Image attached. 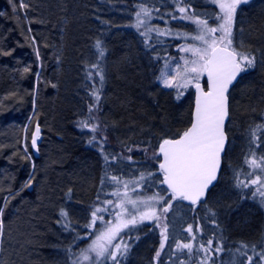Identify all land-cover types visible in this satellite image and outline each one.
<instances>
[{
	"label": "trees",
	"instance_id": "obj_1",
	"mask_svg": "<svg viewBox=\"0 0 264 264\" xmlns=\"http://www.w3.org/2000/svg\"><path fill=\"white\" fill-rule=\"evenodd\" d=\"M263 1L248 8L240 4L233 24L236 31L238 17L248 18L245 25L261 50ZM24 2L28 7L21 9L20 0H0V264H73L81 259L77 258V241L85 246L100 228L99 222L91 228L86 225L93 209L103 205L102 180L112 176L139 179L143 174L140 188L133 191L138 199L156 193L170 198L160 183L157 147L163 138L176 137L187 128L193 94L190 88L177 99L178 91L161 87L157 79L167 57H177L182 46L197 42L192 39L197 26L183 19L179 8L208 19L209 26L219 22V8L212 0ZM140 5L151 14L137 28ZM97 40L102 42L103 57ZM94 64L102 69L103 82L91 67ZM262 74L255 89L248 84L247 93L239 100L243 114L257 112L261 117L258 125H264ZM94 90L99 92L98 103ZM91 105L95 107L90 112ZM85 121L90 127L80 126ZM35 122L43 129L36 156L30 145ZM91 126H97L95 132ZM228 157L227 149L220 177L206 201L194 206L181 199L172 201L166 217L170 239L159 260L155 262L153 254L160 234L157 223L150 220L119 235V241L136 240L135 244L142 245L140 258H131L134 247L126 253L128 259L120 258L121 264H179L181 260L199 264L198 258H205L199 244L209 239L213 248L220 244L223 251L209 253L208 264H248L246 256L237 251L242 243L249 245L246 253L253 256V264H264L255 255L264 250V206L253 197L254 187L236 186L238 179L251 178L246 163L242 160L230 168ZM151 171L159 182L157 189L147 184ZM29 180L30 186L24 187ZM78 203L84 213L79 219ZM162 206L154 205L157 209ZM61 209L68 213L66 218ZM189 225L194 231L197 226L201 229L195 233L192 254L185 250L172 255L176 242H189L190 234L184 231ZM147 238L151 240L148 248L143 243ZM258 243L254 253L251 246Z\"/></svg>",
	"mask_w": 264,
	"mask_h": 264
},
{
	"label": "snow or ice",
	"instance_id": "obj_2",
	"mask_svg": "<svg viewBox=\"0 0 264 264\" xmlns=\"http://www.w3.org/2000/svg\"><path fill=\"white\" fill-rule=\"evenodd\" d=\"M218 5L219 12L216 15L219 24L217 27H210L208 19H201L199 15L189 9L180 7L179 12L183 15V19L191 20L197 26V34L192 37L193 40L199 41L200 45H187L182 47L180 51L191 53L192 58L181 57L183 63H177L175 68L170 71L162 70V76L158 77L166 88L186 89L189 85H194L197 95L195 110L190 127L178 134V138L164 139L159 146V154H162L163 161L159 164V170L163 173L161 184L167 185V192H170V198L165 199L164 196L156 193L146 199H132L129 195V183L120 181L118 177L112 176L111 180L117 184H122L124 191L119 188L112 193L117 197L116 201L105 200V205H111L115 211V223L106 222L104 231L92 241L88 249L82 250L81 260L91 261L93 257L88 255L89 252L95 253V260L101 261V258L111 260L113 264H120V257L124 256L129 250V244L122 239L119 243H113L124 229L135 226L145 220L155 221L160 226V247L156 251V258H159L161 252L165 249L169 242V224L167 222V214L172 209V201L181 199L190 201L195 205L201 202L205 196L209 186L217 179V172L220 168L221 154L225 151V142L227 140L225 132V120L228 117V90L233 81L236 80L239 73L248 68L255 66V57L244 52H240L233 45V24L237 7L240 4H247L248 0H212ZM19 7L25 9L28 5L24 0H20ZM150 10L143 5L139 6L136 12V27L140 28L144 25V17L150 16ZM173 19H176L174 16ZM149 31H159L149 29ZM217 33L220 35L218 36ZM143 34V33H142ZM160 34L168 35V32L161 31ZM96 47L99 49V55L103 57L104 49L100 40L96 41ZM37 55L39 53L37 52ZM97 69L101 82L104 80L102 69L98 64L91 66ZM28 71V69H25ZM89 78L92 73L89 72ZM207 76V90L205 91L200 83L202 76ZM92 95L97 103L99 102V92L94 90ZM183 95L182 91H178L177 99ZM95 105L89 107V111ZM81 127L88 128L90 125L85 121ZM97 126H91L93 132ZM250 143L249 154L245 157V163L252 170L249 173L250 179L237 180V187L250 188L254 187L253 197L259 195L260 203L264 206V155L257 156V149L264 146V125H256L249 129ZM40 136L39 125L36 126L35 132L31 138L33 148L37 146V140ZM95 139V137H93ZM91 143V141H90ZM38 151V149H37ZM155 158V155H154ZM107 160V156H105ZM152 173H148L151 176ZM145 176L141 174L136 182V187H140ZM103 183V180H102ZM31 180L24 187H28ZM71 191V190H69ZM135 191V189H131ZM99 199V197H98ZM163 206L159 211L154 207L155 204ZM128 205L132 206L129 211ZM6 206V204H5ZM143 207L145 211H139ZM108 207H96L91 212V221L86 227H95L97 221L104 220L100 215L102 212H108ZM3 208H0V214ZM214 215V214H213ZM61 216L67 217L68 213L61 209ZM162 217L164 222L161 224ZM215 221L213 220V223ZM3 222L0 220V234H2ZM190 234L189 242H176L175 251L177 253L191 255L195 247L196 232H200L199 226L195 231L192 225L185 229ZM80 238V237H77ZM249 245L242 243L237 249L241 255L246 256L248 264H253V256H247L246 250ZM255 253L256 245H252ZM199 249L205 253V259L201 264H207L211 257L209 253H220L223 248L217 244L213 248V240L209 239L206 244H199ZM241 249L245 250L241 252ZM260 260L264 261V250L255 253ZM81 260L73 261V264H81ZM179 264H185L183 260Z\"/></svg>",
	"mask_w": 264,
	"mask_h": 264
},
{
	"label": "rangeland",
	"instance_id": "obj_3",
	"mask_svg": "<svg viewBox=\"0 0 264 264\" xmlns=\"http://www.w3.org/2000/svg\"><path fill=\"white\" fill-rule=\"evenodd\" d=\"M255 1H259V0H248V3L244 4L245 8H248L251 4L255 3ZM260 3L264 4V1L260 2ZM241 12H243V11H241ZM238 18H239V22L236 25V31L233 30V34H232L233 45L237 48L238 51L244 52L250 56H254L256 62H255L254 67L248 68L245 71H243V76L241 77L240 81L232 88V90L230 91V94H229L230 95V118H229V122L227 124V132H228V136H229V142H228L227 149L229 150V157L227 160L230 164L229 165L230 168L235 166L236 162H240L242 160H243L242 163L245 162V159L243 157L244 156L246 157L250 151V148H249V143H250L249 129L254 128L253 126H255V125H258V123L261 119V117L257 115V112H252L250 114H247V113L243 114L241 111L242 108H240L241 103L239 102V100L242 99V96L245 93H247V90L249 89L248 84L251 85L252 87L254 86L253 88L255 89L256 83L258 82V78L262 77V75H263L262 73L264 72L263 71L264 68L262 69V67L264 66L262 63V60H264V50H261L258 45H255L253 37L251 38V36H250L251 34L249 32L250 31L249 26L247 27L245 25V24H248V21H249L248 18H245L244 15H242L241 17H238ZM219 22L218 23L214 22L212 25H210V27L218 26ZM217 35L219 36L220 34L217 33ZM191 45L199 46L200 42L197 41L196 43L191 44ZM182 47H185V46H182ZM183 54H189V56H185ZM181 57L191 59L192 55H191V53H185V52L179 51V54L177 55V57L176 56L167 57L166 62H164V66L162 67L161 72H160L158 77L162 76V70L170 71L171 69L175 68L177 63L182 64L183 60L181 59ZM201 79H202V77H201ZM157 81H158V84L165 89L182 91L183 92L182 96L188 94L190 91V88H192V85H189L186 89H179V90L176 88H166L163 86L160 79H157ZM258 113H260V112H258ZM243 125L245 128L244 131H243V127H242ZM259 152H260V154L259 155L257 154V156L264 154V146H262L259 149ZM124 157H125V155H124ZM246 169H247V173L252 171L248 167V165H247ZM151 173H152V175L149 176L150 181H148L147 184L154 186V189H157V185L159 184V182H158V180L154 179V177H155L154 172L151 171ZM147 176H148V173H147ZM131 178L132 177H124L122 179L119 178V180L125 181V182H131V183H129V195L132 199H138L137 196L134 194V192L131 191V189L137 190L140 188V187H138V188L136 187V182L139 179H131ZM140 183H142V182H140ZM101 184H102V188H101L102 194H101L100 198L104 195V201L105 200L116 201L117 197L113 196L112 193L115 192L117 190V188H119L121 192L124 191L122 184H117L116 182L112 181L111 177L103 180V183H101ZM253 189L255 190V188H253ZM84 194L86 195L87 192H85ZM159 194H161V193H159ZM85 195H83V197ZM257 197L259 199H261L258 194H257ZM214 204H216V203L214 202ZM96 207H108L109 211L100 213V215H102L104 218L103 222L99 221V220L97 221L100 223V228L95 229L94 234L95 233L96 234L94 236L91 235L92 237L90 236L91 238L86 242V245L83 247L82 246L80 247L81 250L88 249V247H89V245H91L92 241L96 238L97 235H99V232L105 229L107 221H112L113 223H115V211H117V209H114L111 205H105L104 203H103V205L99 204ZM77 208H78L77 209V219H79V217L82 218L84 216V213L82 210H80L79 207H77ZM128 208H129V211L131 212L132 206L128 205ZM142 210H145V209L143 207H141L139 209V211H142ZM157 210L159 211V209H157ZM107 214H110V217L106 218ZM90 221H91V219H90ZM145 221L148 222L150 220H145ZM163 222H164V218L162 217L161 224ZM130 228H132V227H130ZM133 230L134 229H132V231ZM157 231L160 234V226H158V225H157ZM119 240L120 239L118 236L116 238V240L113 241V243L114 244L119 243L120 242ZM160 241H161V235H160V238L158 239V244H157L158 249L160 247ZM124 242H126L130 246L128 252L131 251L135 247L131 258H133V257L137 258L139 256V253L141 250L139 248L142 245H139L138 243L135 244L136 240L134 243H131L128 240L127 241L124 240ZM150 242H151L150 238H147L144 240L143 243L148 248L150 246L149 245ZM256 246L259 248V243L256 244ZM81 252L77 254L78 259L81 258ZM144 254L145 253H143L141 255H144ZM88 255L93 257L92 261H82L80 259L81 263L86 262L87 264H98V262L95 260V253L89 252ZM124 256H126L127 259L129 258L128 257L129 255H127V254H125ZM140 257H138V258H140ZM159 258H156V253L153 254V259L155 262H157L159 260ZM198 261H199V264H201L203 259L198 258ZM105 263L113 264V262L111 260H108L106 258H101V261L99 262V264H105ZM120 264H121V262H120ZM207 264H208V261H207Z\"/></svg>",
	"mask_w": 264,
	"mask_h": 264
},
{
	"label": "water",
	"instance_id": "obj_4",
	"mask_svg": "<svg viewBox=\"0 0 264 264\" xmlns=\"http://www.w3.org/2000/svg\"><path fill=\"white\" fill-rule=\"evenodd\" d=\"M240 75H241V73L238 74L236 80L233 81L232 85L229 86V90H228V94H227V95H228V113H230V110H229V109H230L229 92H230V90L233 88V86L236 84V82L238 81V79L240 78ZM200 83H201L202 87H204V89H205V91H206V90H207V76H206V75L203 76V79L200 81ZM192 89H193V94H194V95H193V109H192V117H191V121H192L193 113H194V110H195L196 95H197V92H196V89H195L194 85H192ZM228 120H229V115H228V117H227L226 120H225V132H226V126H227V122H228ZM190 125H191V122H190V124L188 125V127H190ZM188 127H187V128H188ZM39 128H40V127H39ZM187 128H186V129H187ZM35 129H36V128H35ZM34 132H35V130H34ZM34 132H33V133H34ZM226 136H227V140H226V142H225V151H226V148H227V145H228V135H227V132H226ZM171 138H178V136H177V137H167V138H165V139H171ZM41 140H42V133H41V128H40V136H39V139L37 140V146H36V148H33L32 145H31V143H30L31 148H32V151H33V154H34L35 156L38 154L37 149H38V145L40 144ZM163 140H164V139H163ZM163 140H162V141H163ZM162 141L158 144V154H159V146H160V144L162 143ZM225 151L221 154V163H220V168H219V170H218V172H217V179H216L215 181H213V184H212V185L209 186V189L206 191L205 196L201 199V201L204 200V199L207 197L209 191L215 186V184H216L217 181H218V178H219V175H220V172H221V168H222L223 156H224V154H225ZM159 156H160V160H159V163H158V168H159V164L163 161V156H162V154H159ZM163 178H164V177H163V173H162V180H163ZM164 187L167 189V185H164ZM183 201H184V203H186V204H188V205H193V204H191L190 201H187V200H183Z\"/></svg>",
	"mask_w": 264,
	"mask_h": 264
},
{
	"label": "bare ground",
	"instance_id": "obj_5",
	"mask_svg": "<svg viewBox=\"0 0 264 264\" xmlns=\"http://www.w3.org/2000/svg\"><path fill=\"white\" fill-rule=\"evenodd\" d=\"M37 58H38V61H39V55H37ZM262 63L264 64V60H262ZM39 71H40V67H39V69H38V71H37V74L35 75L36 76V78H35V81H34V84H35V90H34V92H36V89H37V79H38V73H39ZM37 125H39V127L41 128V133L43 134V129H42V126L38 123V122H35V123H33V127H32V132H31V138H32V135H33V132H34V130H35V128H36V126ZM26 126L27 125H25V127H24V132L26 131ZM163 139H165V138H163ZM162 139V140H163ZM161 140V141H162ZM160 141V142H161ZM159 142V143H160ZM158 143V144H159ZM34 155V154H33ZM38 155V154H37ZM35 156V155H34ZM220 174H221V172H220ZM219 177H220V175H219ZM219 179V178H218ZM211 191V190H210ZM209 194L210 193H208V195H207V197L203 200V201H206L208 198H209ZM80 202L81 201H84L83 199H78ZM77 207H79L80 208V210H82L83 209V205L82 204H77ZM78 209V208H77ZM83 244H82V242L81 241H77V246H76V249H77V253H79V252H81L82 250H81V246H82ZM0 247H1V244H0ZM83 247V246H82ZM92 261V260H91ZM132 263V262H131ZM105 264H108V263H105Z\"/></svg>",
	"mask_w": 264,
	"mask_h": 264
}]
</instances>
